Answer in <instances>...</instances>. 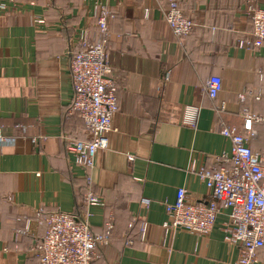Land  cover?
Returning <instances> with one entry per match:
<instances>
[{
  "label": "crops",
  "instance_id": "obj_1",
  "mask_svg": "<svg viewBox=\"0 0 264 264\" xmlns=\"http://www.w3.org/2000/svg\"><path fill=\"white\" fill-rule=\"evenodd\" d=\"M99 1L112 13L107 61L119 110L108 147L89 170L67 150L70 140L87 137L84 121L67 111L70 55L80 30L91 37L96 31V0H20L16 10L0 11V264H41L34 249L47 216L60 211L80 219L85 210L94 233L112 222L110 241L91 264H238L239 248L226 241L227 209L206 236L164 224L179 189L193 201L207 195L192 165L227 166L219 158L231 155L232 144L221 122L247 135L244 111L264 116V49L237 47L253 30L249 7H264V0H177L195 24L182 37L165 21V0ZM214 76L223 81L217 100L204 90ZM221 102L226 110L218 115ZM191 106L199 108L195 127L182 124ZM254 132L250 146L264 152V125ZM89 187L103 206H86Z\"/></svg>",
  "mask_w": 264,
  "mask_h": 264
},
{
  "label": "built area",
  "instance_id": "obj_2",
  "mask_svg": "<svg viewBox=\"0 0 264 264\" xmlns=\"http://www.w3.org/2000/svg\"><path fill=\"white\" fill-rule=\"evenodd\" d=\"M19 1L0 0V11L16 10ZM165 1L168 7L164 17L173 33L177 37L191 33L195 24L180 11L177 0ZM92 13L96 31L91 37L87 29L80 30L78 49L72 50L69 63L74 93L67 113L76 114L84 121L87 137L70 140L67 150L73 154L75 164L84 170L93 168L97 153L108 147L113 116L119 110L118 87L110 75L112 70L107 61L108 22L112 13L109 6L99 0ZM248 16L253 30L248 37L238 41L237 47L256 52L264 49V7L250 6ZM204 90L211 100H217L223 91L222 79L211 77ZM260 95L255 98L259 99ZM245 96L241 95L240 99L244 100ZM214 110L220 115L226 110V103L221 102ZM198 113L199 108L189 107L182 124L195 127ZM243 118L247 135L221 122V133L232 144L231 155L224 154L219 158L227 166L218 170L207 167L196 170L194 165L190 168L205 182L207 195L193 201L186 189H179L174 204L167 205L168 219L164 228L206 236L217 215L227 209L230 227L226 241L239 248L238 264H258L259 251L264 248V152L252 149L250 137L255 136L256 124H264V116L245 110ZM86 181L91 185V176H87ZM84 203L86 206H103L104 200L89 187ZM142 203L147 206L149 200L143 199ZM89 217L87 210L80 219L60 211L50 213L46 218L47 230L34 249L40 263L91 264L97 250L110 241L112 222H108L105 232L97 234L91 229ZM146 229L147 224L143 223L141 238L145 237Z\"/></svg>",
  "mask_w": 264,
  "mask_h": 264
},
{
  "label": "rangeland",
  "instance_id": "obj_3",
  "mask_svg": "<svg viewBox=\"0 0 264 264\" xmlns=\"http://www.w3.org/2000/svg\"><path fill=\"white\" fill-rule=\"evenodd\" d=\"M257 112V111H256ZM258 113H262V114H264V111L263 112H258ZM256 114V113H255Z\"/></svg>",
  "mask_w": 264,
  "mask_h": 264
},
{
  "label": "trees",
  "instance_id": "obj_4",
  "mask_svg": "<svg viewBox=\"0 0 264 264\" xmlns=\"http://www.w3.org/2000/svg\"><path fill=\"white\" fill-rule=\"evenodd\" d=\"M260 124V123H259ZM261 125H264V124H261ZM256 126V125H255ZM253 149V148H252Z\"/></svg>",
  "mask_w": 264,
  "mask_h": 264
}]
</instances>
